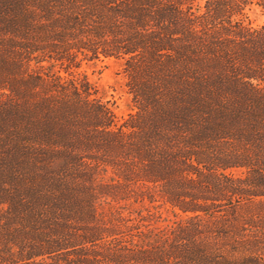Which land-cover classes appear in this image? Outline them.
<instances>
[{
  "label": "trees",
  "instance_id": "1",
  "mask_svg": "<svg viewBox=\"0 0 264 264\" xmlns=\"http://www.w3.org/2000/svg\"><path fill=\"white\" fill-rule=\"evenodd\" d=\"M0 264H264V0H0Z\"/></svg>",
  "mask_w": 264,
  "mask_h": 264
},
{
  "label": "rangeland",
  "instance_id": "2",
  "mask_svg": "<svg viewBox=\"0 0 264 264\" xmlns=\"http://www.w3.org/2000/svg\"><path fill=\"white\" fill-rule=\"evenodd\" d=\"M262 20L260 18L257 23L260 24ZM74 74L85 77L92 84L96 96L113 110L119 123L129 114L134 113L135 107L128 93L127 78L123 72L121 60L83 62L77 70H74ZM164 217H168L170 221L173 220L170 215L164 214Z\"/></svg>",
  "mask_w": 264,
  "mask_h": 264
}]
</instances>
